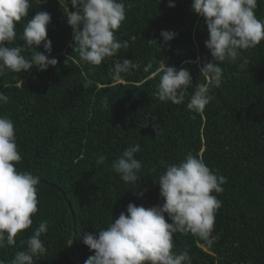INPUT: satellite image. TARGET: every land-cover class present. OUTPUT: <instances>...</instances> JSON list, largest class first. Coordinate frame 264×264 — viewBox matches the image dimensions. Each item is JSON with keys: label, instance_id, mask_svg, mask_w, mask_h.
Wrapping results in <instances>:
<instances>
[{"label": "trees", "instance_id": "obj_1", "mask_svg": "<svg viewBox=\"0 0 264 264\" xmlns=\"http://www.w3.org/2000/svg\"><path fill=\"white\" fill-rule=\"evenodd\" d=\"M30 3L28 16L16 25L18 37L37 12L50 13L49 58L58 64L43 72L34 68L0 77V92L8 97L0 103V116L14 122L22 157L16 167L40 178L33 225L18 234L15 246L0 249V261L11 264L33 229L48 221L41 236L47 252L34 258V264H77L73 259L85 264L94 253L84 245L83 234L107 228L122 212L127 214L129 203L162 205L154 182L165 165L191 153L227 178L224 191L213 193L221 201L213 233L218 240L207 248L191 234L176 233L174 250L187 251L192 264H264V41L243 52L249 61L244 69L239 62L221 65L220 86H210V103L203 113H194L187 108L188 97L173 105L155 95L163 64L188 68L194 85L207 83L200 67L211 60L204 43L208 30L192 10L193 0H125L126 19L116 35L128 48L100 66L82 62L73 51L72 29L58 0ZM255 15L264 20V0H258ZM162 31L175 33V38L159 52L147 41L162 45ZM37 51L44 52L43 44ZM125 58L140 67L114 81V63ZM198 58L199 64L186 63ZM149 62L152 69L145 72ZM105 97L107 107L101 103ZM135 144L141 146L136 159L142 169L135 184H125L111 165ZM101 155L103 163L98 162ZM67 202L76 221L71 246L74 222Z\"/></svg>", "mask_w": 264, "mask_h": 264}, {"label": "clouds", "instance_id": "obj_2", "mask_svg": "<svg viewBox=\"0 0 264 264\" xmlns=\"http://www.w3.org/2000/svg\"><path fill=\"white\" fill-rule=\"evenodd\" d=\"M44 2L39 0L40 4ZM58 3L63 6L66 22L72 29L73 51L82 62L100 66L108 58L117 56L122 48H128V42H122L116 35L126 19L125 0H58ZM257 5L258 0H193L191 8L204 19L208 30L209 38L204 43L211 60L200 67V74L207 83L194 85L188 68L177 70L163 64L159 68L155 93L159 100L181 105L188 97L187 108L203 113L212 99L210 86L219 87L222 82L221 65L239 62L238 67L244 69L249 61L243 52L264 41V20L255 15ZM168 6L175 7L173 3ZM30 9V0H0V77L9 72L26 73L34 68L43 72L58 64L56 58H49L52 51V43L47 39L50 13L37 12L23 25L18 37L16 25L28 16ZM160 35L162 45L154 39L147 41L149 45H157L159 52L175 38V33L170 31H162ZM18 39L23 44L17 43ZM42 44L44 52L37 51ZM186 63L199 64L200 61L198 58ZM139 67L127 58L117 60L112 79L120 81L123 75ZM151 69V62L143 68L145 72ZM190 88L193 91L189 95ZM7 101L8 97L0 92V103ZM101 103L107 107V97ZM154 127L159 129L158 124ZM140 151L139 144L130 145L112 162V169L125 184L139 180L142 161L136 159V154ZM21 159L14 122L0 116V249L15 246L18 234L32 227V217L38 212L40 178L31 172L19 171L16 165ZM104 160L101 155L98 162ZM154 183L159 185L162 205L145 208L129 203L127 214L122 212L112 219L107 228L83 234L84 245L94 253L85 264H192L187 251L174 250L176 233L191 234L207 248L217 242L218 236L213 233L221 201L213 193L224 191L225 176L212 171L202 158L189 153L179 163L165 165V171ZM133 194L136 195V191ZM166 216L171 223L166 221ZM48 223L43 221L33 229L26 247L15 254L11 264H34V258L46 254L41 236L48 231ZM71 244L70 239L68 246Z\"/></svg>", "mask_w": 264, "mask_h": 264}, {"label": "water", "instance_id": "obj_3", "mask_svg": "<svg viewBox=\"0 0 264 264\" xmlns=\"http://www.w3.org/2000/svg\"><path fill=\"white\" fill-rule=\"evenodd\" d=\"M54 188H57V187H55L54 186ZM58 190H60L59 188H57ZM61 191V190H60ZM67 204H68V207H69V209H70V211H71V214H72V217H73V222H74V230H73V235H72V237H71V240H72V242L74 241V235H75V227H76V221H75V215H74V212H73V208H72V206H71V204L69 203V202H67ZM73 259V258H72ZM74 261H76V263L77 264H82L81 262H80V260H75V259H73Z\"/></svg>", "mask_w": 264, "mask_h": 264}]
</instances>
